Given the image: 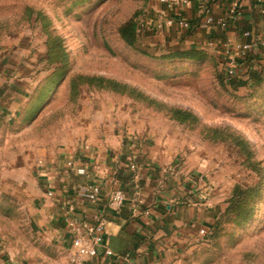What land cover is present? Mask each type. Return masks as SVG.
I'll list each match as a JSON object with an SVG mask.
<instances>
[{"label":"rangeland","instance_id":"1","mask_svg":"<svg viewBox=\"0 0 264 264\" xmlns=\"http://www.w3.org/2000/svg\"><path fill=\"white\" fill-rule=\"evenodd\" d=\"M146 5L142 0H0V46L17 35L37 64L40 85L49 91L39 118L9 126V143L61 139L66 126L78 123L79 109L91 113L101 107L116 127L133 125L136 134L163 137L179 160L203 148L214 171L228 172L229 194L216 227L200 238L202 245L184 264H264V54L252 53L229 78L225 61L211 48L149 38L143 30ZM129 20L138 26L132 45L118 34ZM51 29L66 52L53 63L44 32ZM176 53L194 58L170 57ZM174 112L187 121H177ZM20 215L0 203V239L29 237L17 232L28 230Z\"/></svg>","mask_w":264,"mask_h":264},{"label":"crops","instance_id":"2","mask_svg":"<svg viewBox=\"0 0 264 264\" xmlns=\"http://www.w3.org/2000/svg\"><path fill=\"white\" fill-rule=\"evenodd\" d=\"M165 1L171 9L160 0L146 3L143 30L149 38L209 47L217 55L222 46L256 40L250 57L264 54V0ZM233 5L239 14L229 18ZM181 21L187 28L178 26ZM16 36L0 46V203L26 218L28 230L16 228L29 237L0 239V264H66V212L80 222L104 221V244L115 258L99 256L88 264H184L202 245L198 230H208L225 209L228 172L214 171L200 147L179 160L163 137L136 134L133 125L116 127L101 107L79 109L78 123L66 126L61 139L12 145L9 126L35 121L43 105L33 99L42 81L37 64ZM69 160L86 175L67 168ZM92 186L99 188L95 204L86 198ZM116 191L125 200L112 211L108 202Z\"/></svg>","mask_w":264,"mask_h":264},{"label":"built area","instance_id":"3","mask_svg":"<svg viewBox=\"0 0 264 264\" xmlns=\"http://www.w3.org/2000/svg\"><path fill=\"white\" fill-rule=\"evenodd\" d=\"M165 2L167 9L172 8V4L165 0H160ZM228 17L232 18L239 14V6L233 5L227 11ZM170 20L166 21V25H171ZM206 24L210 25V21L206 20ZM224 25V23H221ZM180 28H187L186 22H178ZM244 38L250 37L249 33L243 34ZM256 40H252L249 43H239L232 46L230 49L228 46H222L223 50L220 56L225 61L227 67V75L232 78L236 70L235 68L246 58H250V51ZM260 46L264 47V42H260ZM67 168L74 169L78 176H85L87 173L84 167H74L75 164L72 160L66 163ZM99 193L98 187H89L86 192V198L89 203L95 204L97 201V196ZM125 200V196L122 192L116 191L112 194L109 202L108 208L112 211H117L122 206ZM64 217V222L69 230L70 235V248L67 256L66 264H88L91 260L97 259L99 256L102 258H115L114 254L105 246L104 244V221L100 218H95L92 223L80 222L77 219L71 218L70 215ZM209 230V229H208ZM208 230L199 229V236H206Z\"/></svg>","mask_w":264,"mask_h":264},{"label":"trees","instance_id":"4","mask_svg":"<svg viewBox=\"0 0 264 264\" xmlns=\"http://www.w3.org/2000/svg\"><path fill=\"white\" fill-rule=\"evenodd\" d=\"M142 1H143V4H146L150 0H142ZM51 30L49 32H46L44 30V32L47 35V53H46V56L48 57V61L53 63L56 60H58V58H65L66 52H65V49L63 47V42H62L61 38H59L53 32V30L52 31ZM118 34H119V37L122 41H124L128 45H132L136 39V35L138 34L137 23H135L132 20H129L119 29ZM170 57H172V58H187V59L194 58V56L192 54H182V53L172 54ZM50 78L52 80L55 77L52 76ZM48 84H52V83L50 82ZM76 88H78L77 84H76ZM72 89L75 90V86H72ZM48 93H49V91H48L47 86L44 87V84H43V86H41L39 89H37V92L34 94L33 99H34V101H44V99L46 98ZM72 98L75 99V97H72ZM74 99H72V100L74 101ZM72 104H73V102H72ZM174 115L176 116L177 121H182V122L184 120L187 121L186 120L187 118H185V115L178 114L176 112H174ZM231 202H232V200L230 201V204H231ZM220 216H219V218H220ZM212 227H213V225L209 228L206 236L211 234ZM215 227H216V225L213 227V230Z\"/></svg>","mask_w":264,"mask_h":264}]
</instances>
